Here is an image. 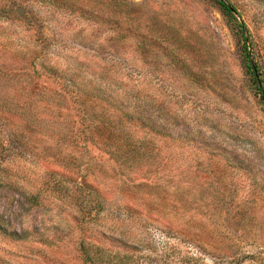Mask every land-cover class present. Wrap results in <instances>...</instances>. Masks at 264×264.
Returning a JSON list of instances; mask_svg holds the SVG:
<instances>
[{
	"label": "rangeland",
	"instance_id": "374dc122",
	"mask_svg": "<svg viewBox=\"0 0 264 264\" xmlns=\"http://www.w3.org/2000/svg\"><path fill=\"white\" fill-rule=\"evenodd\" d=\"M230 1L264 72V0ZM240 52L215 0H0V264H90L81 240L103 264H264ZM95 123L139 154L88 144Z\"/></svg>",
	"mask_w": 264,
	"mask_h": 264
},
{
	"label": "trees",
	"instance_id": "16d2710c",
	"mask_svg": "<svg viewBox=\"0 0 264 264\" xmlns=\"http://www.w3.org/2000/svg\"><path fill=\"white\" fill-rule=\"evenodd\" d=\"M219 5V8L226 19L232 26L240 45V53L244 62V67L246 72L251 80V85L254 90V93L258 99V102L264 106V72L260 67L256 54L254 53V48H252V33L245 21L242 19L241 11L238 7L232 3L230 0H215ZM69 83V84H68ZM67 84V90L75 92L78 94H84L95 96L94 92L87 91V86L85 82L80 84L76 80H69ZM72 86V89H69ZM97 96V95H96ZM127 115V114H126ZM86 119V115H81ZM133 119H141L140 117H133ZM137 123V122H136ZM92 127H86L85 130L88 131V144H93L97 149L104 151L106 147L119 148L122 152V156L126 159L139 154V147L134 142H127V139L123 140L120 137L123 136L121 131L114 132L115 138L109 142L108 139H105L103 133H101L103 125L95 123L91 125ZM138 126V123H137ZM141 126V124H140ZM112 127V126H110ZM142 127V126H141ZM151 132H154V128L150 127ZM86 136V135H85ZM14 235V234H13ZM88 244V243H87ZM84 240H81L79 243V249L81 251L82 257L85 261L90 264H103V260L97 257V252L92 253V245H87ZM100 249V247H97Z\"/></svg>",
	"mask_w": 264,
	"mask_h": 264
}]
</instances>
